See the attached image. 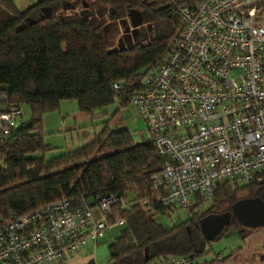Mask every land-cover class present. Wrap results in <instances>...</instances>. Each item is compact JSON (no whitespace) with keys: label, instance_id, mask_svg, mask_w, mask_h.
<instances>
[{"label":"trees","instance_id":"1","mask_svg":"<svg viewBox=\"0 0 264 264\" xmlns=\"http://www.w3.org/2000/svg\"><path fill=\"white\" fill-rule=\"evenodd\" d=\"M83 1L92 9L112 10L114 20L138 12L145 24L160 25L162 34L132 50H113L105 39L104 21L76 10ZM170 1L40 0L19 10L11 0H0V108L30 109L29 120L21 119L11 139H0V226L11 215L21 216L60 200L84 197L94 202L113 194L124 205L114 207L112 221L123 225L108 247L107 264H158L182 256L196 261L212 252L206 250L210 242L199 235L202 218L230 211L242 199L264 201V182L244 186L225 181L208 208L197 204L192 218L166 227L159 218H170L171 213L160 204V192L149 184L164 160L150 138L135 144L127 129H110L109 123L122 124L119 110L87 144L51 160L43 154L49 150L43 118L60 102H76L82 114L93 116L115 103L114 84L122 86L120 93L137 91L158 67L183 29L168 8ZM173 1L193 7L200 0ZM43 8L53 10L52 14L46 16ZM240 252L206 264H226Z\"/></svg>","mask_w":264,"mask_h":264},{"label":"built area","instance_id":"2","mask_svg":"<svg viewBox=\"0 0 264 264\" xmlns=\"http://www.w3.org/2000/svg\"><path fill=\"white\" fill-rule=\"evenodd\" d=\"M168 8L183 24L179 38L137 91L114 84V101L136 107L164 160L149 180L160 204L190 219L222 182H264V0H172ZM21 119L19 107L0 108V139H11ZM117 205L124 201L108 194L11 215L0 226V264L61 263L89 243L95 249L123 225L112 221Z\"/></svg>","mask_w":264,"mask_h":264},{"label":"rangeland","instance_id":"3","mask_svg":"<svg viewBox=\"0 0 264 264\" xmlns=\"http://www.w3.org/2000/svg\"><path fill=\"white\" fill-rule=\"evenodd\" d=\"M38 1L40 0H11L19 10L27 9ZM83 2L82 6L76 8L81 14L84 13L83 6L87 4L86 1ZM99 14L104 16L105 11L99 9ZM133 17L129 15L128 21L132 22ZM161 34L162 29L160 25H157L156 36ZM116 110H119L117 117L122 120V124L109 123L112 131L127 129L135 144L149 140L150 135L147 132L145 122L132 104L121 108L117 103H114L96 111L93 116H87L79 111L76 102L62 101L56 111L45 114L43 118L44 143L49 146V150L43 153L45 158L51 160L90 142L94 135L102 130L104 124L109 122ZM21 114L23 121H28L30 118L29 107L26 105L22 106ZM204 206L208 208L209 204ZM159 219L166 227H172L186 221L187 214L183 211H177L172 213L170 218L160 217ZM118 233V228L109 230L106 232L104 239L98 241L95 249L89 243L85 249L69 256L61 263L54 264H90L93 260L92 264H107L109 260L108 247ZM246 236V241L243 243L238 232L233 228L229 229L221 239L213 241L206 246L207 252H212L200 256L196 261L200 264H206L216 258H224L238 248H242L238 256L240 260L253 256L255 252L264 251V227L246 234Z\"/></svg>","mask_w":264,"mask_h":264},{"label":"flooded vegetation","instance_id":"4","mask_svg":"<svg viewBox=\"0 0 264 264\" xmlns=\"http://www.w3.org/2000/svg\"><path fill=\"white\" fill-rule=\"evenodd\" d=\"M99 9H102V8L92 9L90 5H87V7L84 9V14L85 15L94 14L96 17L104 21L103 27L105 25H108V27L105 30V39L113 50L114 49H117L120 51L132 50L138 47L139 45H143L146 43L150 44L152 40L157 38L156 36V26L157 25L156 24L152 25V24H145L144 22H141L140 24L136 26V32H134L132 22L128 21L129 17L125 19L121 18V19L114 20L113 19L114 12L112 10H108V12L104 14L105 17L104 16L99 17L100 15ZM124 20H126L127 22V25L125 26H128V27L123 26L122 21ZM125 29H128L126 33H124ZM227 212L218 213V214H208V215H221ZM232 228L238 232L243 243H245L246 241V238H247L246 234L252 233L253 231H256L257 229H259V228L251 229V228L243 227L237 222V220L233 216L230 219L229 226L226 227L225 229L229 230ZM225 229L222 231V233L218 237L215 238V240L221 236L223 237V235L226 233L224 232ZM199 235H200V232H199ZM239 249H242V248H238L236 250H239ZM239 255L240 254L230 259L227 263L228 264H264V251L255 252L253 256L248 257V258H243L242 260H240V257H238Z\"/></svg>","mask_w":264,"mask_h":264},{"label":"water","instance_id":"5","mask_svg":"<svg viewBox=\"0 0 264 264\" xmlns=\"http://www.w3.org/2000/svg\"><path fill=\"white\" fill-rule=\"evenodd\" d=\"M87 7V5L83 6V10ZM42 12L46 16H50L52 14L51 9L43 8ZM81 15H84L82 13ZM132 19V24L134 28V32H136V26L143 22L141 15L138 12L131 11L130 14ZM100 17V15H99ZM135 18V19H134ZM123 26L127 25L126 20L122 21ZM108 25L103 27L104 35L105 30ZM128 27V26H125ZM128 29L124 30L126 33ZM121 41V40H120ZM234 217L237 222L246 228H263L264 227V201L258 198L252 199H242L237 201L235 204L231 206L229 212L221 214V215H208L202 218L199 221V232L200 235L208 242H213L216 237H218L222 231L229 226L231 217ZM187 233L191 239V232L187 227ZM195 253H200V251L194 250ZM145 262H148V255L145 252Z\"/></svg>","mask_w":264,"mask_h":264},{"label":"crops","instance_id":"6","mask_svg":"<svg viewBox=\"0 0 264 264\" xmlns=\"http://www.w3.org/2000/svg\"><path fill=\"white\" fill-rule=\"evenodd\" d=\"M130 14V13H129ZM127 17H129V16H127ZM22 121H23V119H22ZM94 248V247H93ZM94 262V260L92 261V263Z\"/></svg>","mask_w":264,"mask_h":264}]
</instances>
